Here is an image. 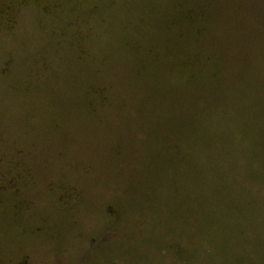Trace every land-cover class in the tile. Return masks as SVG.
Segmentation results:
<instances>
[{"label":"rangeland","instance_id":"obj_1","mask_svg":"<svg viewBox=\"0 0 264 264\" xmlns=\"http://www.w3.org/2000/svg\"><path fill=\"white\" fill-rule=\"evenodd\" d=\"M0 264H264V0H0Z\"/></svg>","mask_w":264,"mask_h":264}]
</instances>
